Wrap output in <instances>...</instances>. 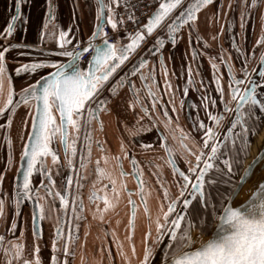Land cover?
I'll return each instance as SVG.
<instances>
[{
	"label": "snow or ice",
	"instance_id": "1",
	"mask_svg": "<svg viewBox=\"0 0 264 264\" xmlns=\"http://www.w3.org/2000/svg\"><path fill=\"white\" fill-rule=\"evenodd\" d=\"M119 2L120 0H110L109 3H105V0H98L99 6L96 10L97 23L83 45L77 40L72 46V50H67L66 46L72 44V41L67 38L68 32L61 31L59 39L60 48L63 50L60 51L59 55L69 57L70 60L67 63L57 61L50 65L54 71L23 87L18 94L20 99L15 102L13 100L15 93L11 77H7L6 53L10 49L27 47V45L8 44L0 47V93H3L5 78L7 77L8 80L7 98L3 106L0 107V115L7 117V126L10 127L17 108L24 104L28 107V114L22 123L27 125L28 119H31V129L27 133V140L23 143V150L20 155V159L26 161V166L22 165L17 169L18 173L22 172L23 174V182L17 185V190L14 193L12 204L15 207V215L11 222V228L8 230L13 233L16 231V216L20 213L21 204L25 199H33V185L31 182L33 173L38 172L43 177L40 181L41 186L46 189L48 195L59 198L61 209H67L69 205L67 189L54 191L55 180L51 169L48 168L46 163V158L51 156L52 164L59 167V157L52 144L57 139L59 140L65 153L67 167L73 168V157L77 153V139L81 129H84V139L87 141L86 148L90 156L93 142L90 131L91 123L93 120H98L101 111L108 110L107 104L110 102L107 96L101 98V94L107 91L112 98H115L119 94L120 89L127 85L129 91L135 97V104L129 101V107L139 105L145 116H149L150 121L162 123L172 140L178 144L179 150L194 156L195 163L185 157V163L189 167L186 172L181 170L174 158L177 148L167 143V136L161 135L160 147L163 148L168 157L166 163L170 165L173 176L177 177L179 194L172 197L169 189L161 183L160 186L163 189V200L166 202V207L164 203H161L158 213L153 216L148 207L147 195L149 193L146 191L145 182L142 178L143 171L139 167L135 155H132L130 160L132 175L139 181L135 193L126 188L123 179H121V187L118 189L116 187V179L112 173L101 168L99 161H97L95 168L97 181L107 179L110 182L115 200L107 192L101 195L100 190L93 187L89 200L94 202L103 201V208L97 206L93 213L94 218L98 213L99 219L103 221L104 213L116 207L120 191L124 190L128 192L127 203L131 206V214L127 223L129 230L128 239L131 240L136 228L137 205L136 201L132 199L134 194L143 202L144 213L148 220V229L144 234L143 258L139 260L138 264H155L156 249L160 247L165 237H167V243L163 245L160 264H264V182L259 183L248 199L238 201L237 196L240 188L246 179L249 178L253 165L250 164L244 170V173L240 174L239 180L233 181L231 179L233 175H236L233 169L234 162H239L240 154L246 152L250 144L249 135H255L261 117H264V51H261L258 57L257 79H253L252 75L257 69L252 68L250 70L248 67L250 56L245 53L242 44L238 43L234 37L231 47L235 50L237 59H240L243 63V67L240 69L243 78L236 75L231 63V56L229 55L225 59L223 49L219 57H209L216 84L215 91L219 93V102L223 105V109L222 112L208 111L209 105L213 108L216 107L217 100L202 94L200 104L203 105L207 119L213 122V126L206 125L203 120L198 121L194 125L197 131L203 132V145L202 148L198 149V153L193 152L188 144L185 143L186 140L190 139V134L180 128L178 123L173 128L172 117L169 116L168 110L163 104L161 105L163 108V120L159 116H150L149 107L143 103L139 95L140 90L136 88L135 83L131 79V77L138 76L139 80L144 82L142 86L146 90L148 99L151 100V112L154 113L157 104L161 103V97L153 90L156 85L155 65L149 67V61L141 56L138 63L134 64L123 75H119V71L122 66L130 61V58L146 42L147 38L153 36L158 29L162 28L166 31L168 42L173 46L176 45L182 29L186 27L190 31H195L198 21L197 14L210 5L213 0H189L186 7L183 0H158V7L148 17L147 22L141 24L140 28L134 33H129L127 43H122V38L120 37L114 42H109L108 34L104 31L105 23L110 25L113 30H116L118 25L124 22L123 16L120 19H116L117 14L111 6L112 3ZM124 2L127 5V0H124ZM231 2L232 0H230V7ZM262 5H264V0H240L239 27L241 32L245 28L248 15L257 9H261V35L255 41L254 47L264 45V8L261 7ZM105 9H107L106 17ZM20 15L21 0H15V15H12L11 21L15 22L20 18ZM47 15L48 17L52 16L51 0H49ZM127 19L133 23H139L134 14H128ZM223 30L222 25L221 31ZM13 31L14 23L10 22L4 31L0 32V36H4L6 39L13 34ZM98 38L99 42H97ZM216 38L213 37V39ZM205 45H207V41H205ZM164 46V38L161 35H155V43L151 48L146 49V52L148 55L153 56V59L158 58L165 77V94H167L172 92V85L168 79L167 66L163 55ZM197 54L196 50L193 49V60H195ZM86 55L89 58L83 60L82 58ZM217 58L227 68L228 100H225L221 76L217 74L219 72V66L216 63ZM82 63L87 66L82 67ZM43 67H45V62L43 61L32 62L19 65L15 71L18 75L20 73H35ZM145 69H147V72H145ZM117 76L119 77L118 79ZM113 80L115 83H113ZM192 83V69L189 66L188 79L186 86L183 88L184 95H187L189 91L188 85ZM201 87H203V84H201ZM167 103L172 104V112L177 111L173 100L170 99ZM183 103L184 101L182 100L181 104L183 105ZM233 104L234 107H232ZM6 109H9V111L6 112ZM257 111L260 113L259 116ZM54 112L58 113V120ZM225 113L234 114V117L230 121V126L227 127V132L223 134L224 139L220 140L216 129L224 122ZM178 120L179 115H177ZM0 127H4V125H0ZM236 129H239V131H234ZM140 130L149 131L150 129L142 127ZM21 139L23 140V136H21ZM5 140L8 147V166H10L12 163V141L7 133L5 134ZM210 142H212L210 151L205 153L203 148H207ZM120 147L123 155L128 156L122 142ZM141 147L149 149L151 145L142 144ZM232 153H235V155H230ZM221 157L226 158L221 159ZM260 158H264V150L258 154L256 159ZM107 159L105 156L104 160L106 163ZM114 159L119 160L120 156L117 155ZM253 163H255V160ZM221 164H223V168L220 166ZM87 167L88 157L84 156L83 150H81L80 168L87 169ZM157 167L159 168L160 166L157 165ZM119 174L121 178L129 175V173L124 172L122 167H120ZM193 175L195 176L194 180L192 179ZM83 178L77 171L75 183L78 187H82L80 181ZM3 179L4 173L0 172V182ZM45 180H47V184H45ZM65 180L70 187L73 183V176L67 175ZM63 183L64 181H62ZM157 183H160V181L158 180ZM221 183L229 186L224 189V193H219L220 200L214 202L210 189L217 187ZM39 199L41 197H39V189H37L36 211L33 212V236L36 239L42 238V230L36 226L37 221L45 218L44 206L38 202ZM4 204L5 201L0 199V217L4 215ZM71 205L76 219H83V200H80L77 205V198L72 196ZM77 207H79V212ZM152 224L155 225V236H152ZM61 225L62 222L58 218L51 245L50 264H69L67 257L74 255V253L70 252L69 245L75 242L77 236L69 230L65 238L64 229ZM194 227L198 229L195 238L192 234ZM205 233H210L209 238L206 240L202 239ZM85 235L87 236V232ZM114 235L115 233L113 232ZM21 236H23V230H21ZM149 239L152 240V244L148 243ZM0 240H3L2 236H0ZM61 240H64L62 248L60 245ZM117 247L122 249V245L119 243ZM23 249L24 245L10 242V247L4 249L7 258L6 264H12L13 259L17 261V264H40L38 256L34 261L24 258ZM13 250L14 256L12 255ZM35 251L39 252V248L37 247ZM61 252L64 256L63 260L60 257ZM132 252L135 255V246H133ZM119 255L124 257L126 264H130V260L122 251L119 252ZM81 259L83 264V257Z\"/></svg>",
	"mask_w": 264,
	"mask_h": 264
},
{
	"label": "flooded vegetation",
	"instance_id": "2",
	"mask_svg": "<svg viewBox=\"0 0 264 264\" xmlns=\"http://www.w3.org/2000/svg\"><path fill=\"white\" fill-rule=\"evenodd\" d=\"M183 2L186 7L189 0H183ZM261 7L264 8V5ZM260 11L261 9H257L248 15L245 28L241 32L239 27L240 0H232L231 7L230 0H213L210 5L206 6L197 14L198 21L195 31H190L186 27L182 29L176 45L173 46L168 42L166 31L162 28L158 29L153 36L147 38L146 42L130 58V61L122 66V69L119 71V75H123L134 64L138 63L141 56L149 61V67L155 65L156 85L153 87V90L161 97V103L157 104L154 113L151 112V100L148 99L146 90L142 86L144 82L139 80L138 76L131 77V79L135 83L136 88L140 90L139 95L143 103L149 107L150 116H159L163 120V108L161 106L163 104L167 108L169 116L172 117L173 128L178 123L180 128L190 134V139L186 140L185 143L188 144L193 152L198 153V149L202 148L203 145V132L197 131L194 125L198 121L203 120L206 125L213 126V122L207 119L203 105L200 104L202 94H206L212 99L217 100L216 107L213 108L209 105L208 111L222 112L223 109V105L219 102V93L215 91L216 84L214 82L213 69L211 68L209 57H219L223 49L225 59L229 55L231 56V63L236 75L243 78L240 71L243 63L240 59H237V54L231 47L234 37L238 43L242 44L245 53L250 56L248 63L249 69H257L255 73H252L253 79H257L258 77L259 65L257 61L260 52L264 51V45L254 47L255 41L261 35ZM222 25L224 28L223 31H221ZM155 35H161L165 40L163 55L167 66L168 79L172 85V92H168L167 94H165V77L159 60L158 58L153 59V56L148 55L146 52V49L151 48L155 43ZM213 37L217 38L213 39ZM205 41H207V45H205ZM193 49L198 53L195 60L192 58ZM216 63L219 66V72L217 74L221 76L225 100H228L227 68L221 64L219 58H217ZM189 66L192 69L193 83L188 85L189 91L187 95H184L183 88L186 86L188 79ZM145 72H147V69H145ZM113 83H115L114 80ZM201 84H203V87H201ZM105 96L110 101L107 104L108 110L101 111L98 120H93L91 123L90 131L93 142L90 156L86 148L87 141L84 139L85 132L84 129H81L79 138L77 139V153L73 157V168L67 167L65 153L58 139L54 141L52 147L57 151L59 167L52 164L51 156L46 158L47 166L51 169L53 179L55 180L54 191L67 189L69 195L67 209H61L59 198L48 195L46 189L41 186L40 181L43 177L38 172L33 173L31 177L33 199H25L21 204L20 213L16 216L17 228L14 233L8 230L11 228V222L15 215V207L12 204V200L14 199L17 185L23 182V178L20 177L17 169L21 167L20 155L23 150V143L27 140V133L31 129V119H28L27 125L21 123L18 125L11 124L10 127L7 125L0 127V172L4 173V179L0 182V199L5 201L4 215L0 217V236L3 237V240H0V254L2 252L5 254L4 249L10 247V242H14L24 245V258L34 261L38 256L40 264H50L52 254L51 245L55 235V225L59 218L62 222L61 226L64 229L65 238L69 230L77 236L75 242L69 245L70 252L74 253V255L67 257L69 264H82V257L83 264H126L124 257L119 255L120 251L128 257L130 264H138L139 260L143 258L144 234L148 229V220L144 213L143 202L137 195L134 194L132 197L136 201L137 210L136 228L131 236V240L128 239L129 230L127 228L128 219L131 214V206L127 203V191H120L119 201L116 203V207L104 213L103 221L99 219L98 213L94 218L93 213L97 206L103 208V201L94 202L89 200V195L93 187L100 190L101 195L107 192L115 200V196L111 191L110 182L107 179L97 181V174L95 172L96 162L99 161L101 168L112 173L116 179V187L118 189L121 187V179H123L126 188L135 193L139 181L132 175V164L130 163L132 155H135L139 167L143 171L142 178L145 182L146 191L149 193L147 195L148 207L152 215L155 216L158 213L161 203H164L166 207V202L163 200V189L160 186L161 183L169 189L172 197L179 194L177 190V177L173 176L170 165L166 163L168 157L163 148L160 147L161 135L167 136V143L177 148V151L174 153V158L181 170L186 172L189 167L185 163V157L193 163H195V159L190 153L179 150L178 144L172 140V137L164 129L162 123H153L150 121L149 116H145L139 105L129 107V101L135 104V97L129 91L127 85L120 89L119 94L115 98H112L111 94L107 91L101 94V98ZM170 99L174 101L177 109L176 112H172V104L167 103ZM182 100L184 101L183 105L181 104ZM232 107H234V104ZM54 115H56L58 120V113L54 112ZM177 115H179L178 121ZM257 115H260L259 111H257ZM224 117V122L216 129L217 136L220 140L224 139L223 134L227 132V127L230 126V121L234 117V114L225 113ZM142 127L149 128L150 130H140ZM263 127L264 117H261L255 135H249L250 144L246 152L241 153L238 158L239 162H234L233 164V169L236 173V175L231 177L233 181L239 179L240 172L249 162L248 159L252 152V145ZM234 131H239V129ZM6 133L12 141V163L10 166H8V147L7 141L5 140ZM21 136H23V140ZM121 142L128 156H124L121 152ZM212 142L209 143L207 148H203L205 153L210 151ZM142 144L151 145V148L144 149L141 147ZM81 150H83V155L88 157L87 169L80 168ZM117 155L120 156L119 160L114 159ZM230 155L234 156L235 153ZM105 156L108 158L107 163L104 160ZM224 158L226 157H221V159ZM157 165L160 167L158 168ZM6 166L7 170L5 171ZM220 166L222 168L224 167L223 164ZM120 167L123 168L124 172L129 173V175L121 178L119 174ZM77 171L84 177L80 181L82 187H78L75 183ZM67 175L73 176V183L70 187L65 180ZM192 179H195L194 175ZM158 180L160 183H157ZM62 181H64L63 184ZM47 183V180H45V184ZM228 186V184L221 183L217 187L210 189L214 202L220 200L219 193H224V189ZM37 189H39V197H41L38 202L44 206L45 216L43 220L37 221L36 225L37 228L42 230V238L40 239H36L33 236V212L36 211ZM72 196L77 198V205L80 200H83V219L77 220L75 214L72 212ZM77 211L79 212V207H77ZM21 230H23V236H21ZM86 232L87 236L85 235ZM113 232L115 233L114 236ZM155 235V225L152 224V236ZM63 243L64 240H61V248ZM118 243L122 245V249H118ZM148 243L152 244V240L149 239ZM165 243H167V237H165L160 247L156 249L159 255L154 260L155 262L161 259V251ZM133 246H135V255L132 252ZM37 247L39 248V252L35 251ZM12 255L14 256V250ZM60 257L61 260L64 259L62 252L60 253ZM12 264H17V261L13 259Z\"/></svg>",
	"mask_w": 264,
	"mask_h": 264
},
{
	"label": "crops",
	"instance_id": "3",
	"mask_svg": "<svg viewBox=\"0 0 264 264\" xmlns=\"http://www.w3.org/2000/svg\"><path fill=\"white\" fill-rule=\"evenodd\" d=\"M110 0H105L109 3ZM52 16L48 17L49 0H21V15L17 19L13 34L6 39L0 36V47L8 44L27 45L10 49L6 53L7 77H11L15 95L14 102L19 100L20 90L28 84L34 83L41 76L53 68L50 66L57 61L65 62L67 57L59 55L60 32L69 33L68 39L72 44L67 45L71 51L77 40L81 43L87 41L91 35L96 21L97 0H51ZM116 3L112 8L117 14ZM15 15V0H0V32H3L7 25L12 22L11 17ZM107 16V9H106ZM116 19L118 15H116ZM120 25H118L119 29ZM122 43L128 42L127 36H120ZM45 62V67L38 69L35 73H16L15 69L25 63ZM7 77L3 84V93H0V107L3 106L8 91ZM9 109H6V112ZM28 114V107L20 105L12 120V124H21ZM0 125H7V117L0 115ZM0 264H6L5 254H0Z\"/></svg>",
	"mask_w": 264,
	"mask_h": 264
},
{
	"label": "built area",
	"instance_id": "4",
	"mask_svg": "<svg viewBox=\"0 0 264 264\" xmlns=\"http://www.w3.org/2000/svg\"><path fill=\"white\" fill-rule=\"evenodd\" d=\"M130 6V7H129ZM158 7V0H127V5L124 0L116 3L115 8L118 18L124 17L123 24H120L119 29L113 30L110 25L105 23L104 31L108 34L109 42H114L121 35L127 36L129 33H134L140 28V25L147 22L148 17L153 13L154 9ZM134 14L139 23H133L127 19L128 14ZM99 42V38L97 39ZM83 45V43H81ZM86 55L83 60L88 59Z\"/></svg>",
	"mask_w": 264,
	"mask_h": 264
},
{
	"label": "water",
	"instance_id": "5",
	"mask_svg": "<svg viewBox=\"0 0 264 264\" xmlns=\"http://www.w3.org/2000/svg\"><path fill=\"white\" fill-rule=\"evenodd\" d=\"M98 1V0H97ZM105 17H106V9H105ZM17 21V20H16ZM16 21L15 22H11V23H14V27H15V24H16ZM70 60V58L69 57H67V60L65 61V62H62V63H67L68 61ZM87 66V65H86ZM52 71H54V70H52ZM51 71V72H52ZM47 75V74H46ZM45 75V76H46ZM262 150H264V144L261 146V148L256 152V154L255 155H253V157L249 160V162L247 163V165L246 166H244L243 167V169H242V171L240 172V174H243L244 173V170L246 169V168H248V166L251 164V165H253V167H252V169H251V171H250V173H249V178L248 179H246V181L244 182V184L241 186V188H240V191H239V194H238V196H237V198L240 196V194H241V192L243 191V189L246 187V185L252 180V178L254 177V175L256 174V175H260L263 171H264V158H260V159H256L257 157H258V154L262 151ZM254 160H255V163H253L254 162ZM26 166V161H22L21 160V166ZM19 175H20V177L21 178H23V174H22V172H19ZM239 180V179H238ZM260 182H264V178L262 179V180H260ZM259 182V183H260ZM259 183H258V185H259ZM257 185V186H258ZM256 186V187H257ZM256 189V188H255ZM254 189V190H255ZM253 190V191H254ZM251 196V194L246 198V199H248L249 197ZM246 199H244V200H246ZM243 200V201H244ZM209 235H210V233L208 234V238H209ZM207 238V239H208ZM158 264H160V263H158Z\"/></svg>",
	"mask_w": 264,
	"mask_h": 264
},
{
	"label": "rangeland",
	"instance_id": "6",
	"mask_svg": "<svg viewBox=\"0 0 264 264\" xmlns=\"http://www.w3.org/2000/svg\"><path fill=\"white\" fill-rule=\"evenodd\" d=\"M263 144H264V127L262 128L261 132L255 138V141H254V143L252 145V152H251V155H250L248 161L253 157V155L256 154V152L261 148V146ZM263 178H264V173H261L259 175V177L257 178L258 181L256 183L252 184L251 186H249L247 188H244L243 191L241 192L240 196H245L246 195L245 197H248L253 192V190L256 188V186L258 185V183L260 182V180H262ZM197 232H198V229L197 228H195V229L192 230V234H193V237L194 238L196 237ZM208 234L209 233H205L203 235L202 239H205L206 240L208 238ZM197 242H199V241H197ZM158 255H159V252H156V255H155L154 260L157 258ZM160 261H161V259L159 261H157V262H155V261L154 262H155V264H158V263H160Z\"/></svg>",
	"mask_w": 264,
	"mask_h": 264
},
{
	"label": "bare ground",
	"instance_id": "7",
	"mask_svg": "<svg viewBox=\"0 0 264 264\" xmlns=\"http://www.w3.org/2000/svg\"><path fill=\"white\" fill-rule=\"evenodd\" d=\"M81 66H82V67H86V64L82 63ZM262 173H264V171H263ZM258 177H259V175H255V176L252 178V180L246 185L245 188H247V187L251 186L252 184L256 183V182L258 181V179H257ZM245 196H246V195H245ZM245 196H240V197H238L237 200H238V201H243L244 199L247 198V197H245Z\"/></svg>",
	"mask_w": 264,
	"mask_h": 264
}]
</instances>
